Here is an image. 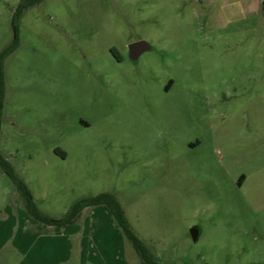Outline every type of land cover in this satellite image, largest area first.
Returning a JSON list of instances; mask_svg holds the SVG:
<instances>
[{
  "label": "rangeland",
  "instance_id": "374dc122",
  "mask_svg": "<svg viewBox=\"0 0 264 264\" xmlns=\"http://www.w3.org/2000/svg\"><path fill=\"white\" fill-rule=\"evenodd\" d=\"M20 1L0 0V52L18 40L0 151L37 208L59 218L108 191L164 264H264V0H41L15 32ZM17 206L0 171V220ZM0 226V264H18L16 224ZM120 235L119 257L114 232L91 251L141 264Z\"/></svg>",
  "mask_w": 264,
  "mask_h": 264
},
{
  "label": "crops",
  "instance_id": "0c3cea01",
  "mask_svg": "<svg viewBox=\"0 0 264 264\" xmlns=\"http://www.w3.org/2000/svg\"><path fill=\"white\" fill-rule=\"evenodd\" d=\"M246 5L247 0H244V9ZM17 207L19 208V206ZM22 209L19 208L16 220H0V223L3 224L7 221H11L12 226L16 224V231L11 243L13 250L21 255L18 264H84V260L91 264H107L106 255L109 254L106 249L107 244L98 245V251H91V247L95 244L97 235L106 237L113 232L117 239L115 257H119L121 246H123L121 233L118 228L116 230L113 227L112 215L107 206L98 208L101 211L99 213L94 212L89 220L88 218L83 220L82 210L77 220L63 225L39 223L26 210ZM100 217L105 220H99ZM5 241L0 234V249L6 244ZM41 241L44 242L43 245L40 244ZM98 255L101 257L99 258ZM97 256L98 259H96ZM121 264L129 263L124 260Z\"/></svg>",
  "mask_w": 264,
  "mask_h": 264
},
{
  "label": "trees",
  "instance_id": "16d2710c",
  "mask_svg": "<svg viewBox=\"0 0 264 264\" xmlns=\"http://www.w3.org/2000/svg\"><path fill=\"white\" fill-rule=\"evenodd\" d=\"M41 0H21L14 9L12 16V25L17 31L20 16L22 12L29 6L39 3ZM17 37L0 52V126L2 120L3 111V98L5 89L4 80V58L10 54L17 46ZM114 52L115 49H112ZM0 170L3 171L11 180L14 185L16 192L20 197V201L27 213L39 223L49 225H63L73 223L78 219L82 210L85 208L106 205L113 217L114 225L121 231L124 238L126 239L127 245L132 247L136 253L141 264H164L153 252L149 250L144 241L134 231L133 227L127 220L125 212L119 203L116 196L108 191L99 192L94 195H89L76 199L67 211L59 218L49 217L43 214L36 206L33 196L23 179H21L15 172L12 164L0 151Z\"/></svg>",
  "mask_w": 264,
  "mask_h": 264
},
{
  "label": "water",
  "instance_id": "95a60500",
  "mask_svg": "<svg viewBox=\"0 0 264 264\" xmlns=\"http://www.w3.org/2000/svg\"><path fill=\"white\" fill-rule=\"evenodd\" d=\"M150 49V44L144 39H138L129 44V56L132 60H137L142 52ZM190 233L195 239L197 237L198 230L191 228Z\"/></svg>",
  "mask_w": 264,
  "mask_h": 264
},
{
  "label": "snow or ice",
  "instance_id": "6c2138e0",
  "mask_svg": "<svg viewBox=\"0 0 264 264\" xmlns=\"http://www.w3.org/2000/svg\"><path fill=\"white\" fill-rule=\"evenodd\" d=\"M43 243H44L43 241L40 242L41 245H43Z\"/></svg>",
  "mask_w": 264,
  "mask_h": 264
},
{
  "label": "flooded vegetation",
  "instance_id": "af4514ba",
  "mask_svg": "<svg viewBox=\"0 0 264 264\" xmlns=\"http://www.w3.org/2000/svg\"><path fill=\"white\" fill-rule=\"evenodd\" d=\"M119 58H121V57L119 56Z\"/></svg>",
  "mask_w": 264,
  "mask_h": 264
}]
</instances>
